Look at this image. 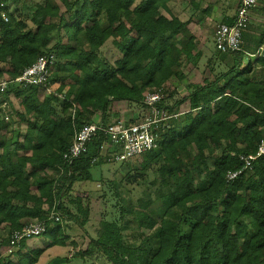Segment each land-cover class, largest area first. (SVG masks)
<instances>
[{
  "label": "trees",
  "instance_id": "1",
  "mask_svg": "<svg viewBox=\"0 0 264 264\" xmlns=\"http://www.w3.org/2000/svg\"><path fill=\"white\" fill-rule=\"evenodd\" d=\"M8 1L0 13V76L13 79L40 56H56L49 78L54 93L12 84L0 98V264H35L46 247L66 245L70 222L87 229L91 203L75 192L77 184L93 179V166L114 161L116 149L103 153L108 136L97 133L68 163L63 155L75 132L86 122L108 123L121 101L146 106L147 92L164 89L172 77L184 79L185 66L197 67L205 51L169 0H33L19 13ZM109 41L121 52L115 62L103 52ZM249 48L245 32L241 50L215 46L202 81L189 83L186 97L173 105L162 98L158 107L167 108L168 118L156 130L158 147L140 155L146 162L140 172L126 169V193L113 181L111 211H101L97 234L69 258L264 264V155L228 178L264 138V54L250 60L256 51ZM185 101L189 108L177 111ZM136 188L135 198L129 193ZM33 219L46 221L45 247L23 253L24 239L8 251L12 231Z\"/></svg>",
  "mask_w": 264,
  "mask_h": 264
},
{
  "label": "built area",
  "instance_id": "2",
  "mask_svg": "<svg viewBox=\"0 0 264 264\" xmlns=\"http://www.w3.org/2000/svg\"><path fill=\"white\" fill-rule=\"evenodd\" d=\"M262 0H239V4L230 23H219L214 34V44L220 51H236L241 50L243 45V35L246 31L250 19L251 10L256 7ZM5 0H0V13L4 8ZM2 17L8 20L3 13ZM56 62L55 54H45L40 56L35 63L26 67L20 75L10 79L0 80V98L11 88L12 84H22L24 86L36 85L44 87L48 92L54 93L50 86V68ZM164 97L163 90L149 91L145 95L146 107L151 111L142 119L135 122L117 119L108 123L100 121H91L84 123L76 132L73 141L67 151L64 152V159L71 163L87 150L88 143L97 135L103 133L108 136L101 144V151L106 153L109 149H116L113 155L114 161H129L138 157L147 151L158 147V133L156 130L160 128L161 121L168 118L163 116L162 111L158 107V103ZM3 107H7L8 103L4 102ZM76 105L73 103V113ZM161 115V116H160ZM259 155H264V138L258 143L256 154H243L241 159L244 161L242 169L237 171H229L228 178L232 179L237 176L243 169L252 165L253 160ZM98 157L94 158L95 162ZM56 219L59 215L52 213ZM46 230V221L34 219L25 223L21 228L14 229L10 235V245L8 251H12L14 246L18 245L22 240L27 241L35 236L43 234Z\"/></svg>",
  "mask_w": 264,
  "mask_h": 264
},
{
  "label": "rangeland",
  "instance_id": "3",
  "mask_svg": "<svg viewBox=\"0 0 264 264\" xmlns=\"http://www.w3.org/2000/svg\"><path fill=\"white\" fill-rule=\"evenodd\" d=\"M33 0H17L16 2L13 0L8 1V5L11 11L15 13H19L23 9H26V7L29 4H32ZM139 1V0H138ZM229 2V1H228ZM232 2L230 0L229 5H232ZM22 17V13L20 15ZM103 52L106 55L107 59L110 62H115L120 56L121 52L117 47L112 45V43L109 41L107 44H105L103 48ZM185 68L190 69L189 73H193L190 75L191 79H194L195 82L200 80L202 76H199L198 71L195 70L196 68L193 65H190ZM200 73V72H199ZM6 76H0L1 79H7ZM189 79H178L176 77H172L168 84L165 86L163 90L164 94V103L165 105H173L176 101L182 99L183 97H186L185 95L188 94V90L186 89L187 82ZM14 105L18 106V100L16 99L14 101ZM113 110L109 112V115L107 117V121L111 122L117 119H123L125 121L129 122H135L137 119H142L145 117L148 113L151 111L146 106H141L138 104H130L126 101H121L119 103H116L113 106ZM189 108V102L185 101L178 105L179 112H183ZM161 110V109H160ZM163 116L168 114L167 108L165 110H162ZM161 116V115H160ZM96 120H100V115H96L94 117ZM134 120V121H133ZM122 162L119 161H104L102 164H98L96 166H93L92 172H93V179L84 181L81 184H77L78 190L75 191L78 194L84 195L88 198V200L91 203V216L89 222L86 224L87 229H83L79 227L77 224L70 222L68 224V228L66 229L67 233V240L66 245L62 246H51L49 248H45L46 252H43V254L38 257V261L35 264H83L84 260L81 257H72L69 258V255L72 253H75V251H79L80 249H86L90 240L91 236H95L97 234V229L99 226V221L101 218V211L106 213V211H111V203L114 202V199H108L110 198V195L108 194L110 188H113L115 185L113 181L117 182L118 187L126 193V189L122 187V184L125 182V175H126V169L131 168L134 170H137L138 172L141 171V169L144 168L146 165L145 160L142 156L135 157L125 163L124 166H122ZM133 186H127V188H130ZM104 195V197H103ZM129 195H132L133 197L139 196V190L136 188L135 190H132ZM106 209V210H104ZM109 218V216H106ZM34 220V219H33ZM32 220H29L30 222ZM26 222V223H28ZM130 241L132 242H140L139 238H132L129 237ZM50 237H47L45 235H39L35 236L29 241H27V248L25 252L28 253L30 249L36 248V247H45L46 240H49ZM76 252V253H77ZM75 253V254H76ZM71 254V255H72ZM66 257V258H65ZM10 258L14 262H18V254L11 255ZM86 264H105V261L102 258L99 257H93V258H87Z\"/></svg>",
  "mask_w": 264,
  "mask_h": 264
},
{
  "label": "crops",
  "instance_id": "4",
  "mask_svg": "<svg viewBox=\"0 0 264 264\" xmlns=\"http://www.w3.org/2000/svg\"><path fill=\"white\" fill-rule=\"evenodd\" d=\"M230 0H169L168 6L171 12L187 21V32L194 34L198 49L205 51L202 56L203 61L196 67L199 76L203 78V63L208 58L209 51L215 48L214 34L219 23H230L236 13L239 0H231L232 5H229ZM186 33L180 34V40L185 39ZM245 44L249 46V59L255 60L264 54V0L251 10L250 24L245 31ZM259 44L258 46H256ZM256 49V50H254ZM192 65L187 64V67ZM190 69L185 68L184 72L189 79V83L195 82L190 78ZM200 72V73H199ZM202 78L197 82H201ZM188 90V87L186 88ZM13 100H16L12 96ZM29 241V240H28ZM37 248V247H36ZM28 249L25 247L22 251ZM47 251V250H46ZM45 251V252H46ZM70 256V255H69Z\"/></svg>",
  "mask_w": 264,
  "mask_h": 264
}]
</instances>
